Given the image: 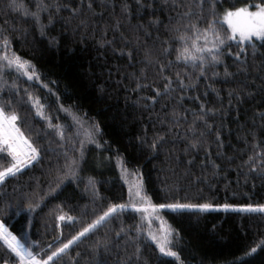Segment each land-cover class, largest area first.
Masks as SVG:
<instances>
[{
    "label": "trees",
    "instance_id": "16d2710c",
    "mask_svg": "<svg viewBox=\"0 0 264 264\" xmlns=\"http://www.w3.org/2000/svg\"><path fill=\"white\" fill-rule=\"evenodd\" d=\"M10 2L0 0V57L15 53L30 63L18 69L0 60V106L16 113L41 158L0 184V221L38 259L113 203L264 205V41L246 43L243 52L230 41L221 63L199 76L176 59L181 44L174 37L185 31L187 5L200 12L201 0H42L49 7L39 24ZM17 2L35 12L40 0ZM259 2L220 0L217 19L225 9ZM202 16L204 28L213 19L207 3ZM217 28L224 34L227 25L221 20ZM165 77L172 81L167 94ZM94 124L97 143L89 142ZM81 141L78 178L56 187L64 153L79 156ZM0 155V169L8 167L11 157ZM138 186L147 201L129 199ZM30 203L38 206L29 210ZM168 231L183 264H264V213L150 208L121 212L55 264H180L148 239ZM5 262L19 258L0 240Z\"/></svg>",
    "mask_w": 264,
    "mask_h": 264
},
{
    "label": "snow or ice",
    "instance_id": "6c2138e0",
    "mask_svg": "<svg viewBox=\"0 0 264 264\" xmlns=\"http://www.w3.org/2000/svg\"><path fill=\"white\" fill-rule=\"evenodd\" d=\"M220 0H201L197 5L200 8V12L193 13L191 5H187L188 11L182 13V18L187 19L184 24L185 31L180 33L178 36L174 37L175 40L179 41L181 47L177 50L178 55L176 59L179 61L183 59L186 63L190 62L193 68H196L199 72V76L206 75V66L210 65L213 68L215 65L221 63V56L223 55L224 49L229 48L230 41L238 42V46L241 47V52L245 51L243 47L246 43H251L253 38L258 41H264V0L253 5L245 4L241 7H235L231 9H225L222 17L217 19L216 5ZM207 3L209 5V11L213 17L211 20L206 21V26L204 28L200 27V24L204 22L202 16L203 4ZM10 7L14 10H22L25 16H31L35 18L37 24L40 23V11H46L49 5H45L42 0L37 3V11L30 12L22 2H17V0H11ZM59 11L61 5H56ZM66 7V6H65ZM91 7V4H89ZM254 8L255 10H251ZM73 11H76L75 9ZM195 15L196 19H190L189 17ZM227 25V30L224 34L218 30L217 24L221 23ZM49 23H51V16L49 17ZM222 26V25H221ZM41 31H43L44 26L40 25ZM5 47L9 44L8 38L2 37ZM165 53L168 49H163ZM170 54V53H169ZM239 56V54H237ZM0 60H6L8 66L15 64L18 69H24L26 65L30 62L22 61V58L17 56L15 53L12 54V58L8 56L0 57ZM197 61L199 63H197ZM34 67V66H33ZM165 66L161 65L163 69ZM27 75V73H25ZM217 75V73H213ZM225 75H230L227 70H225ZM28 78L32 80L34 77L29 75ZM38 79V77H36ZM167 83L164 86V94H167L170 90L171 78L165 77ZM177 79L180 82L181 88L184 87L183 81L180 79V74L177 73ZM161 95V92L157 90V96ZM31 99V97H30ZM155 99V97H152ZM36 107V104L33 105ZM43 107L42 105L40 106ZM38 116H42V112H37ZM18 116L15 112L11 114H6L4 107L0 106V154L7 153L11 157V162L8 167L0 169V184L6 182L10 177H15L17 173L21 172L23 168H26L33 164V161H39L41 158L40 151L37 147H34L32 143L24 136V133L17 126L16 121ZM49 127L53 128L56 135L60 136L61 140L65 139L64 130L61 126L52 125L49 119ZM94 133H89V142L97 143V141L92 138L94 134H99V126L93 125ZM81 148L79 151V156H68L67 152L64 153L65 163L57 168V175L55 177L56 187L60 186L63 180L72 178H78V170L80 169V162L83 160V147L84 141H81ZM157 145L154 142L151 147L155 148ZM195 147V145H193ZM4 158L0 155V159ZM251 160L252 157H249ZM63 169V171H61ZM51 183V181H50ZM88 183L94 187V181L91 177L88 178ZM87 188V185H86ZM50 192L55 191L54 188H50ZM37 195H39L37 193ZM48 195V193H45ZM133 197L138 198L140 201H147V197L141 194V188L138 186L135 193L133 194L130 190L129 199L132 200ZM43 199V197H41ZM38 206L29 204V210H34ZM214 205L210 203H160L153 204L150 201L146 205L140 207L136 203H122V204H110L105 211L97 215L91 223H88L80 231L72 235L71 239L67 242H62L59 247H56L54 251H51L49 255L45 258L38 259L34 252L31 250L30 246H25L21 243L19 239L9 229L5 226L4 222L0 221V240L7 245L11 252L15 253V256L19 258V264H55L56 259L60 258L62 254H66L70 251L71 247L80 241L82 238H86L92 235L100 227L106 224L109 220L114 219L123 211L132 210L136 213L141 211L147 212L150 209L152 211L169 209L173 212L180 210L183 214V210H199L205 211L212 209ZM215 207H222L224 209L233 208L235 206L224 204L217 205ZM240 211L248 212H260L264 213V205H246L240 206ZM57 219L63 221L66 219L65 215L57 216ZM150 219V218H149ZM67 220L73 221L72 216H67ZM137 232L140 231V227L137 226ZM123 231V229H121ZM117 236L120 232L116 233ZM178 235V233H177ZM171 236V231L165 233V236L161 239H157V236L148 233V239L156 243L159 251L168 257H173L177 261H180L179 254L173 250L174 245L169 239ZM51 247V246H49ZM256 248L251 249V253H255ZM139 252V248H137ZM249 253V255L251 254ZM7 264V262H5ZM180 264H183L180 261Z\"/></svg>",
    "mask_w": 264,
    "mask_h": 264
},
{
    "label": "rangeland",
    "instance_id": "374dc122",
    "mask_svg": "<svg viewBox=\"0 0 264 264\" xmlns=\"http://www.w3.org/2000/svg\"><path fill=\"white\" fill-rule=\"evenodd\" d=\"M251 10H255L254 8H251ZM255 38H253V40H254ZM256 40V39H255ZM240 209V206H235V207H233V208H229V209H224V208H222V207H213L212 209H209V211H215V210H231V211H240L239 210ZM169 210V209H168ZM172 211V210H171ZM178 211H180V210H178ZM246 212H248V211H246ZM154 235H156V234H154ZM157 236V235H156ZM154 244L156 245V243L154 242ZM158 248V247H157Z\"/></svg>",
    "mask_w": 264,
    "mask_h": 264
}]
</instances>
